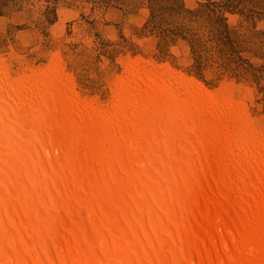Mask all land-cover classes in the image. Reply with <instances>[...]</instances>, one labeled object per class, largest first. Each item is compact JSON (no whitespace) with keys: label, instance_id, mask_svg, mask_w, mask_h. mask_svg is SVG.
I'll list each match as a JSON object with an SVG mask.
<instances>
[{"label":"bare ground","instance_id":"bare-ground-1","mask_svg":"<svg viewBox=\"0 0 264 264\" xmlns=\"http://www.w3.org/2000/svg\"><path fill=\"white\" fill-rule=\"evenodd\" d=\"M131 71L113 122L83 116L55 72L32 94L0 73V264H264V156L241 144L243 113L214 126L200 92ZM157 104L165 144L145 150Z\"/></svg>","mask_w":264,"mask_h":264},{"label":"rangeland","instance_id":"rangeland-1","mask_svg":"<svg viewBox=\"0 0 264 264\" xmlns=\"http://www.w3.org/2000/svg\"><path fill=\"white\" fill-rule=\"evenodd\" d=\"M136 65L204 95L213 125L242 112L241 144L264 156V0H0L8 91L32 94L55 72L83 116L113 122ZM163 123L157 104L145 150L165 144ZM99 140L93 154L109 163Z\"/></svg>","mask_w":264,"mask_h":264}]
</instances>
